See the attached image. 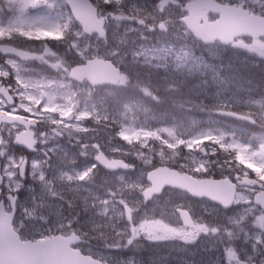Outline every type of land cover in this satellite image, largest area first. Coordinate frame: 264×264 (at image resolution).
<instances>
[{
	"label": "rangeland",
	"instance_id": "374dc122",
	"mask_svg": "<svg viewBox=\"0 0 264 264\" xmlns=\"http://www.w3.org/2000/svg\"><path fill=\"white\" fill-rule=\"evenodd\" d=\"M8 1H18L19 13L8 19L0 29L38 25L47 34L58 29L56 18L29 12L40 0ZM93 1L110 16L107 37H89L77 29V41L73 46L48 39L51 46L59 48L48 53L53 58L50 64L52 72L60 73L63 67L70 68L90 58L100 57L124 67L136 80L147 76L148 79L141 80H150L158 86L167 81L184 83L195 78L192 94L195 96L186 100L205 104L201 112L208 120L211 110L229 109L264 122V94L253 96L254 88L250 91L241 78L219 75L213 63L203 56L207 53L216 57L220 53L219 47L202 45L181 22L184 13L177 5L188 0H168L166 3L162 0L158 7L152 0H126L113 9L103 4V0ZM221 1L240 4L264 14V0ZM133 13L144 14L148 18L139 21L140 17H134ZM162 20L167 22L165 31L158 29ZM151 27H155L156 32ZM259 43L256 46L253 42L243 41L245 56L264 58V41ZM173 58L177 60L172 61ZM11 72L18 80L16 91L22 98L21 108L27 111L29 102L37 103L42 95L43 98L54 97L67 103L61 110L69 111L71 106H76L72 103L75 93L79 94L82 104L76 123L59 126L61 121L54 115L44 118V121L60 127L69 137L82 138L89 145L79 154L82 159L73 149L53 147L50 150V171L48 163L45 167L35 161L32 168L35 183L30 185L17 179L15 168L18 159L6 157L8 181L6 187L0 190H14L23 203L34 202L38 196L41 202L34 209L24 208L21 213L27 221L28 237L42 239L73 228L72 231L84 237L83 251L109 264H248L254 258H264V212L256 206L240 205L227 213L208 200L193 199L174 189H166L149 202H144L142 196L149 185L147 172L161 165L157 163L173 159L179 164L177 169L195 177L207 175L210 167L215 168L218 177L227 176L229 167L246 174L249 164L254 167L255 173L260 171L264 177V143L256 149L242 143L237 136L240 134L235 132L242 125L221 127L220 120L212 119L216 127L208 130L199 125L190 124L183 128L182 124H156L153 119L141 121L135 119L145 110L141 101L126 104L114 97L115 91L111 88H99L100 101L84 104L83 100H89L97 93L89 84L73 87L67 81L55 82L37 68L24 67L19 60L8 57L0 63V74L9 76ZM48 85L52 87L48 89ZM107 97L112 101H108ZM0 104L3 101L0 100ZM30 110L33 114L40 113ZM199 128L203 133L185 134L187 136L180 140L181 131L188 133ZM94 144L109 158L127 159L133 163L131 171L107 175L105 181L108 188L104 191L91 184V179L99 170L93 160L96 153ZM142 144L148 149L143 150ZM202 146H206V157L200 151ZM152 148H156V154ZM230 151L239 153L242 159H234ZM5 152V147L0 146V154ZM59 190L68 198H61ZM243 196L240 194V197ZM125 205L133 209L130 221L124 211ZM179 207L188 209L196 220L193 236L189 234V229L179 225ZM163 218L176 224L178 231L173 225L166 226ZM141 239L156 242L160 250L152 257L135 253V250L142 252L145 249L143 244L138 243Z\"/></svg>",
	"mask_w": 264,
	"mask_h": 264
},
{
	"label": "water",
	"instance_id": "95a60500",
	"mask_svg": "<svg viewBox=\"0 0 264 264\" xmlns=\"http://www.w3.org/2000/svg\"><path fill=\"white\" fill-rule=\"evenodd\" d=\"M73 13L76 17L77 20H79L86 31L93 30V21L96 20V10L95 8L87 1V0H70L69 1ZM234 9V13L237 14L239 18L242 19L241 23H233L231 20H228L227 22H221L220 20L212 23V24H207L204 26H195L193 23H190L187 21L189 28L194 31L195 35L199 38H202L206 40L207 34L210 32L214 35L219 34L220 38L223 37L225 34L226 36L233 38L234 36L238 35H251V36H261L264 35V17L257 16V15H250L249 11L243 10L241 7H231ZM191 18H195V15L192 14ZM102 23L101 21H99ZM256 24H255V23ZM89 29V30H88ZM212 29V30H210ZM208 30V31H207ZM224 33V34H223ZM102 64V62L99 61H92L89 62V65L85 67L86 73H77L75 77H79L80 80L85 79L88 77L92 84L98 85V84H104V83H113L116 84L118 80V75L116 74L115 69L109 68L110 72L107 70H103L102 75H95L93 73V69L95 67H99V65ZM107 66H110V62H107ZM80 68V67H79ZM78 68V69H79ZM102 70V69H101ZM118 73V71H117ZM244 119H248L246 117H242ZM169 176H161L160 179L158 180H152L154 187L152 188L151 192L152 193H159L161 189L165 185H176L182 188H185L187 190H190L191 192H195L196 188L198 187V184H201L202 182H197L196 180L192 179L190 176L184 174L182 177H185L193 186L195 187H190L188 185L183 184V182L180 181V179L177 177L179 176L178 173L175 172H169L167 170H164ZM31 247L28 248H22L24 250L27 261H33L35 264H48L49 263V253L44 252L40 247H36V245L30 244ZM8 247H2L3 250L7 249ZM14 250H18L15 246L13 247ZM50 264H64V259L58 258L56 255L50 256ZM75 262H80L79 259H72ZM70 261V259H69ZM88 264H94V261L89 260V259H84ZM97 263V262H96ZM16 264V263H15Z\"/></svg>",
	"mask_w": 264,
	"mask_h": 264
},
{
	"label": "trees",
	"instance_id": "16d2710c",
	"mask_svg": "<svg viewBox=\"0 0 264 264\" xmlns=\"http://www.w3.org/2000/svg\"><path fill=\"white\" fill-rule=\"evenodd\" d=\"M253 59V58H252ZM254 61H250L251 64L254 67V72H253V76H255V78H257L260 81H264V60H258V59H253ZM163 105L164 107H166V109L168 110V107H170V102L167 100L163 101ZM163 107V108H164ZM168 113V112H167ZM172 118V112H170L168 120ZM253 134H255L254 136H256L259 139H264V125L260 128H253L252 131Z\"/></svg>",
	"mask_w": 264,
	"mask_h": 264
}]
</instances>
